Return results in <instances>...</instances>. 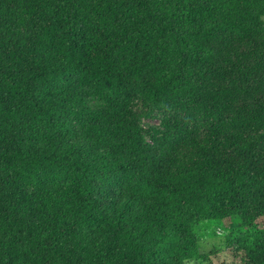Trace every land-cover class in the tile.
I'll list each match as a JSON object with an SVG mask.
<instances>
[{
	"label": "trees",
	"instance_id": "obj_1",
	"mask_svg": "<svg viewBox=\"0 0 264 264\" xmlns=\"http://www.w3.org/2000/svg\"><path fill=\"white\" fill-rule=\"evenodd\" d=\"M263 15L0 0V264H264Z\"/></svg>",
	"mask_w": 264,
	"mask_h": 264
},
{
	"label": "rangeland",
	"instance_id": "obj_2",
	"mask_svg": "<svg viewBox=\"0 0 264 264\" xmlns=\"http://www.w3.org/2000/svg\"><path fill=\"white\" fill-rule=\"evenodd\" d=\"M261 18H262V21L264 22V15ZM152 113L154 114H152L149 117L141 119V127L143 129V133L146 138H148L151 130L158 126V113L157 112H152ZM226 222L227 221L224 222V225L227 224ZM211 229L213 230L212 232H211ZM225 231L226 230L222 229L221 227L216 226L213 223H210V226L206 229V233L201 235V238L199 240L198 248L200 252H205L211 249L212 247L218 248L220 250L223 246V242H224L223 235ZM218 254H219L218 258L221 261L222 258L225 257V255L223 256V249L220 250ZM211 258H212L213 264H218V261L216 258L214 257H211ZM185 264H207V260L206 259H192V260H188Z\"/></svg>",
	"mask_w": 264,
	"mask_h": 264
}]
</instances>
